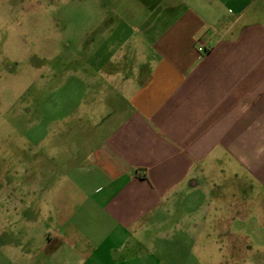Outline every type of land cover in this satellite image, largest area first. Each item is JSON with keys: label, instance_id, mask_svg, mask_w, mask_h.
<instances>
[{"label": "crops", "instance_id": "crops-1", "mask_svg": "<svg viewBox=\"0 0 264 264\" xmlns=\"http://www.w3.org/2000/svg\"><path fill=\"white\" fill-rule=\"evenodd\" d=\"M110 11L102 36L120 29L113 41L137 59V80L125 77L103 115L94 91L106 131L81 161L48 170L42 155L38 184L3 185L1 227L22 212L10 264H163L157 236L187 203L180 218L201 217L218 173L264 189V0H122Z\"/></svg>", "mask_w": 264, "mask_h": 264}, {"label": "rangeland", "instance_id": "rangeland-1", "mask_svg": "<svg viewBox=\"0 0 264 264\" xmlns=\"http://www.w3.org/2000/svg\"><path fill=\"white\" fill-rule=\"evenodd\" d=\"M121 2L0 0V194L11 181L38 184L43 157L48 170L81 161L100 121L94 123L89 103L94 91L103 115L125 96V77L128 87L135 85L137 59L122 58L113 41L120 29L112 26L113 36H102V20L115 18L108 10ZM237 173L225 170L214 177L222 187L207 188L199 219L180 218L193 211L191 203L175 211L171 230L157 236L163 264H264V189ZM20 213L5 215L0 225V264H10L23 245L12 236L20 233V220L14 219ZM161 244L172 247L167 251Z\"/></svg>", "mask_w": 264, "mask_h": 264}]
</instances>
